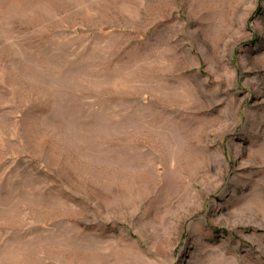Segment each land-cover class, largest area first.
I'll return each instance as SVG.
<instances>
[{
	"label": "rangeland",
	"instance_id": "obj_1",
	"mask_svg": "<svg viewBox=\"0 0 264 264\" xmlns=\"http://www.w3.org/2000/svg\"><path fill=\"white\" fill-rule=\"evenodd\" d=\"M0 264H264V0H0Z\"/></svg>",
	"mask_w": 264,
	"mask_h": 264
}]
</instances>
